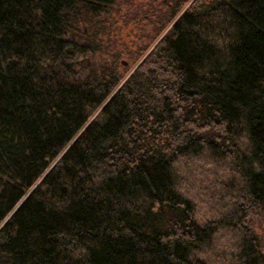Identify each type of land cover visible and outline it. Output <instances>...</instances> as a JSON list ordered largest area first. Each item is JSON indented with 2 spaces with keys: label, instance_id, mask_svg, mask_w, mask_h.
Returning <instances> with one entry per match:
<instances>
[{
  "label": "trees",
  "instance_id": "obj_1",
  "mask_svg": "<svg viewBox=\"0 0 264 264\" xmlns=\"http://www.w3.org/2000/svg\"><path fill=\"white\" fill-rule=\"evenodd\" d=\"M130 3L0 0V264H264V0Z\"/></svg>",
  "mask_w": 264,
  "mask_h": 264
},
{
  "label": "rangeland",
  "instance_id": "obj_2",
  "mask_svg": "<svg viewBox=\"0 0 264 264\" xmlns=\"http://www.w3.org/2000/svg\"><path fill=\"white\" fill-rule=\"evenodd\" d=\"M165 1L166 0H131L130 6H125L124 10H121V14L116 15L114 18V21L119 22L113 27L112 21L109 22L108 28L111 29L110 31H116V33L108 31L110 32L109 41L117 46L120 41H118L116 36L119 34L122 36V39L119 40L123 43L122 48L127 53V55L123 57V62H131V56L138 51L140 45L143 43L146 32H148L147 27L144 28V26L140 27L135 24L134 19L137 14L141 13V15H144L147 13L150 15L155 9L161 8ZM126 13H128L127 16L124 15ZM117 31L119 33H117ZM256 231L262 239L264 250V218L256 221Z\"/></svg>",
  "mask_w": 264,
  "mask_h": 264
},
{
  "label": "water",
  "instance_id": "obj_3",
  "mask_svg": "<svg viewBox=\"0 0 264 264\" xmlns=\"http://www.w3.org/2000/svg\"><path fill=\"white\" fill-rule=\"evenodd\" d=\"M124 63H125V62H124ZM71 144H72V143H71ZM71 144H70V145H71ZM40 181H41V180H40ZM40 181H39V182H40ZM18 206H19V205H18ZM17 208H18V207H17ZM15 210H16V209H15ZM7 220H8V219H7Z\"/></svg>",
  "mask_w": 264,
  "mask_h": 264
}]
</instances>
